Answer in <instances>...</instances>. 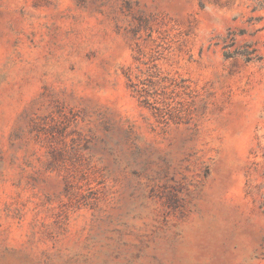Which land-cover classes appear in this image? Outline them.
I'll return each mask as SVG.
<instances>
[{
    "label": "rangeland",
    "instance_id": "1",
    "mask_svg": "<svg viewBox=\"0 0 264 264\" xmlns=\"http://www.w3.org/2000/svg\"><path fill=\"white\" fill-rule=\"evenodd\" d=\"M0 264H264V0H0Z\"/></svg>",
    "mask_w": 264,
    "mask_h": 264
}]
</instances>
